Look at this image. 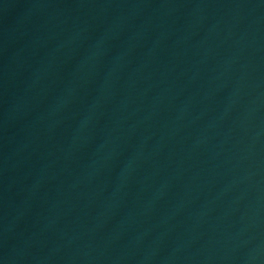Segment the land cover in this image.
Returning a JSON list of instances; mask_svg holds the SVG:
<instances>
[{
  "label": "water",
  "instance_id": "obj_1",
  "mask_svg": "<svg viewBox=\"0 0 264 264\" xmlns=\"http://www.w3.org/2000/svg\"><path fill=\"white\" fill-rule=\"evenodd\" d=\"M176 264H264V0H244Z\"/></svg>",
  "mask_w": 264,
  "mask_h": 264
}]
</instances>
